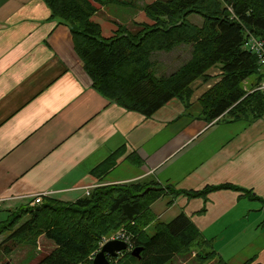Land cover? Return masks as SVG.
Segmentation results:
<instances>
[{
    "label": "crops",
    "instance_id": "obj_1",
    "mask_svg": "<svg viewBox=\"0 0 264 264\" xmlns=\"http://www.w3.org/2000/svg\"><path fill=\"white\" fill-rule=\"evenodd\" d=\"M50 16L40 0H0V213L37 199L73 203L102 185L227 184L251 195H165L150 206L146 232L182 214L215 253L207 264H264V115L208 123L199 95L190 107L173 99L150 118L128 111L93 88L69 28ZM118 151L107 174L93 173Z\"/></svg>",
    "mask_w": 264,
    "mask_h": 264
},
{
    "label": "trees",
    "instance_id": "obj_2",
    "mask_svg": "<svg viewBox=\"0 0 264 264\" xmlns=\"http://www.w3.org/2000/svg\"><path fill=\"white\" fill-rule=\"evenodd\" d=\"M40 1L49 9L50 19L69 28L83 70L93 88L108 101L150 118L173 99L190 107L195 97L193 85L202 80L203 84L211 83L195 99L205 122H255L264 115V94L255 90L264 82V75L256 56L244 50L246 36L242 28L264 43V0L155 1L143 9L150 23L135 24L133 32L112 23L115 30L109 36L92 18L98 6L115 5L118 0ZM227 6L240 23L230 18ZM190 16H199L201 25L191 23ZM180 46L191 47L190 59L173 74L158 77L151 56L170 53ZM215 68L221 75L210 73ZM252 76L255 78L250 89L245 91L242 85ZM121 155V151L114 152L93 173L102 178ZM218 190L249 194L227 184L201 191H177L154 180H142L102 185L73 203L45 198L33 208L23 205L5 211L0 237H6L0 243V252L10 256L20 247L36 246L37 240L44 237L55 248L39 264H93L88 258L100 239L127 227L136 236L135 246L142 251L140 259L126 254L119 264H173L174 258L187 259L192 254L196 264H207L214 260L215 253L203 248L206 242L185 215L168 225L156 223L153 235L146 229L154 222L150 206L163 196L205 200Z\"/></svg>",
    "mask_w": 264,
    "mask_h": 264
},
{
    "label": "rangeland",
    "instance_id": "obj_3",
    "mask_svg": "<svg viewBox=\"0 0 264 264\" xmlns=\"http://www.w3.org/2000/svg\"><path fill=\"white\" fill-rule=\"evenodd\" d=\"M119 1L122 3L126 2L127 5H121L119 4ZM155 1H162V0H118V4L115 5L110 4V5H105L103 7L98 6V12L94 16V21L98 22V24L101 25L105 36H109L110 34H112V31L115 30V26L112 23H117V21L119 22L117 24H120L133 32L135 29H137V26H135V24L150 23L149 20L146 18L143 9L148 4ZM111 19L113 21H111ZM188 20L197 26L201 25L202 23V19L199 16H190ZM190 56H191V47L188 46L177 47L170 53L156 52L151 56V61L154 64L153 66L154 72L158 77L169 76L173 74L176 70H178L182 65H184L190 59ZM210 73H213V75L216 76L221 75V72L218 70V68L211 70ZM254 78L255 76H252L246 82L251 84L250 82L253 81ZM210 86L211 83L206 85L203 84L202 80L195 82L193 85V88L195 89V95L196 96L200 95V93H202L205 89L209 88ZM242 86L246 87V90L250 89V85L247 86L245 83ZM259 88L260 86L257 87V90L261 91ZM26 205L27 206L25 207H32V208L36 207V205L33 206L29 204ZM15 209H17V207L15 208L14 206H11L6 210H15ZM4 220H5V216L0 213V222ZM24 221L25 219L22 221V223H24ZM122 228L128 230L127 227H122ZM120 229H118L117 231H119ZM117 231L102 238L110 237L113 234H115ZM153 232L154 231L150 230L148 234L152 235ZM5 237L6 235L4 237H0V243L5 239ZM53 250H54V244L46 240L44 237H40L37 240L36 246L32 248L20 247L16 249L10 256H5L0 252V264H7V263L8 264H39V262L47 255H49ZM122 257L123 256H121L120 259ZM183 263L195 264V262L192 261V259H186V260L175 259V261L173 262V264H183ZM116 264H119V261Z\"/></svg>",
    "mask_w": 264,
    "mask_h": 264
},
{
    "label": "built area",
    "instance_id": "obj_4",
    "mask_svg": "<svg viewBox=\"0 0 264 264\" xmlns=\"http://www.w3.org/2000/svg\"><path fill=\"white\" fill-rule=\"evenodd\" d=\"M227 11L230 13L231 19L235 18L234 16L235 14L230 6H227ZM235 19L238 21L237 18ZM242 28L246 36V42H245L244 48L246 51L251 52L252 54L256 56L258 65L260 67V71L264 74V45L261 43L259 38H256L247 28H244L243 26ZM259 89L261 90V92L264 93V83L260 86ZM89 193L90 192L87 190L85 193L86 196H88ZM41 201L42 199H37L36 201H33L30 205L32 206L37 205L41 203ZM135 238L136 236L133 235L131 232H129V230L122 228L119 231H117L115 234H113L112 236L102 238L98 244L97 250L89 256V260H93L95 255L100 251V249L109 241H120V242L125 243L127 245L126 253H129L135 247ZM124 254L125 253H119L118 258L110 259V261L116 264L119 261L120 257L123 256Z\"/></svg>",
    "mask_w": 264,
    "mask_h": 264
},
{
    "label": "water",
    "instance_id": "obj_5",
    "mask_svg": "<svg viewBox=\"0 0 264 264\" xmlns=\"http://www.w3.org/2000/svg\"><path fill=\"white\" fill-rule=\"evenodd\" d=\"M127 249V245L120 241H110L106 243L100 252L95 256L93 260V264H111L106 255H109L112 258H116L117 254L125 251ZM141 248H135L130 253V255L136 259H140ZM8 264V263H7Z\"/></svg>",
    "mask_w": 264,
    "mask_h": 264
},
{
    "label": "bare ground",
    "instance_id": "obj_6",
    "mask_svg": "<svg viewBox=\"0 0 264 264\" xmlns=\"http://www.w3.org/2000/svg\"><path fill=\"white\" fill-rule=\"evenodd\" d=\"M262 44L264 45V43L262 42ZM259 66V65H258ZM260 68V67H259Z\"/></svg>",
    "mask_w": 264,
    "mask_h": 264
}]
</instances>
